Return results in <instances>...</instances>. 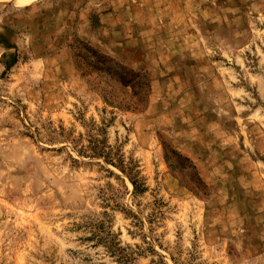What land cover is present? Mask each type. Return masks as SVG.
Segmentation results:
<instances>
[{
    "label": "rangeland",
    "instance_id": "rangeland-1",
    "mask_svg": "<svg viewBox=\"0 0 264 264\" xmlns=\"http://www.w3.org/2000/svg\"><path fill=\"white\" fill-rule=\"evenodd\" d=\"M0 264H264V0H0Z\"/></svg>",
    "mask_w": 264,
    "mask_h": 264
},
{
    "label": "trees",
    "instance_id": "trees-1",
    "mask_svg": "<svg viewBox=\"0 0 264 264\" xmlns=\"http://www.w3.org/2000/svg\"><path fill=\"white\" fill-rule=\"evenodd\" d=\"M135 185V184H134ZM137 188H136V186H135V190H136Z\"/></svg>",
    "mask_w": 264,
    "mask_h": 264
}]
</instances>
